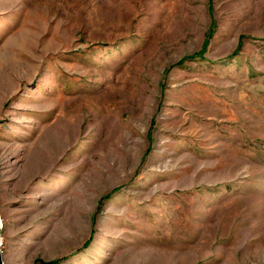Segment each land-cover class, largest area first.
<instances>
[{"label": "rangeland", "instance_id": "1", "mask_svg": "<svg viewBox=\"0 0 264 264\" xmlns=\"http://www.w3.org/2000/svg\"><path fill=\"white\" fill-rule=\"evenodd\" d=\"M0 223L3 264H264V0H0Z\"/></svg>", "mask_w": 264, "mask_h": 264}, {"label": "water", "instance_id": "2", "mask_svg": "<svg viewBox=\"0 0 264 264\" xmlns=\"http://www.w3.org/2000/svg\"><path fill=\"white\" fill-rule=\"evenodd\" d=\"M0 229H1V223H0ZM0 244H1V243H0ZM0 264H3L2 255H1V250H0Z\"/></svg>", "mask_w": 264, "mask_h": 264}, {"label": "bare ground", "instance_id": "3", "mask_svg": "<svg viewBox=\"0 0 264 264\" xmlns=\"http://www.w3.org/2000/svg\"><path fill=\"white\" fill-rule=\"evenodd\" d=\"M67 133V132H66ZM68 135V134H67ZM41 157V156H40ZM41 159V158H40ZM43 160V159H42Z\"/></svg>", "mask_w": 264, "mask_h": 264}]
</instances>
